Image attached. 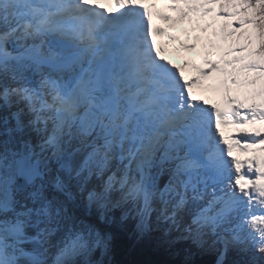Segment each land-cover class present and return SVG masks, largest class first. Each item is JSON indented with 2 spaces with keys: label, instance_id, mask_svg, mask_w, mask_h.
<instances>
[{
  "label": "snow or ice",
  "instance_id": "obj_1",
  "mask_svg": "<svg viewBox=\"0 0 264 264\" xmlns=\"http://www.w3.org/2000/svg\"><path fill=\"white\" fill-rule=\"evenodd\" d=\"M104 2L0 0V264H45L53 236L54 264H117L125 237L264 264V157L233 156L264 153V0L169 5L211 20L198 82L223 107L160 56L142 0Z\"/></svg>",
  "mask_w": 264,
  "mask_h": 264
},
{
  "label": "trees",
  "instance_id": "obj_2",
  "mask_svg": "<svg viewBox=\"0 0 264 264\" xmlns=\"http://www.w3.org/2000/svg\"><path fill=\"white\" fill-rule=\"evenodd\" d=\"M94 222L100 223L97 218ZM127 227L129 231L134 230L135 221L130 219ZM158 235L159 233H153V236ZM186 253H191L197 264H212L215 258L213 252L200 250L192 245L191 241L179 240L172 248H168L167 245L157 246L154 241L148 239L134 243L126 237L118 239L113 258L117 264H182Z\"/></svg>",
  "mask_w": 264,
  "mask_h": 264
},
{
  "label": "bare ground",
  "instance_id": "obj_3",
  "mask_svg": "<svg viewBox=\"0 0 264 264\" xmlns=\"http://www.w3.org/2000/svg\"><path fill=\"white\" fill-rule=\"evenodd\" d=\"M143 1L144 0H142V2ZM209 24H211V20L209 18H207V19L205 18V19H201V20H197L196 18L195 19L191 18L190 27L195 33H197L199 27H202L204 29L206 27L208 28V30L202 36L203 44H205L206 42L211 43L213 41H218V39H219L218 36L213 35V28L208 27ZM215 30L218 32L220 29L217 30L216 25H215ZM207 51H208V49L205 48V46L203 45V47L200 49V52L202 54V58H204V55L206 54ZM233 91H234V95L237 96L238 98H240V99L246 98L243 90H238L234 87ZM220 130L223 133L224 139H226L229 143H232L233 140L236 138L237 134L241 131L236 126L231 125V124H228L227 128L226 127L220 128ZM250 151H252V150H248L247 151L248 154L247 153L245 154V153H243L245 151H243V150H241V148H239L238 150L233 151V156L237 159H240V160H247L248 158L255 155V153L251 154Z\"/></svg>",
  "mask_w": 264,
  "mask_h": 264
},
{
  "label": "rangeland",
  "instance_id": "obj_4",
  "mask_svg": "<svg viewBox=\"0 0 264 264\" xmlns=\"http://www.w3.org/2000/svg\"><path fill=\"white\" fill-rule=\"evenodd\" d=\"M223 25V21H219L217 24H216V29L219 30ZM245 93V92H244ZM246 96V95H245ZM255 127H260L262 128V130H264V126H261V125H257ZM256 155H260L262 157H264V153H259V152H256ZM106 178V177H104ZM100 177L98 176H93L92 179L89 181V184L90 185H96V184H99L100 183ZM98 219V218H97ZM190 219V218H189ZM174 235H178V233L174 234ZM58 240H59V237L58 236H53L51 237V240H50V245L48 246L49 247V251H48V255H47V258H54L55 259V255H56V252H57V245H58ZM210 243V240L208 241ZM204 251H207V252H213L210 248H206L204 249ZM78 257H75L73 262H75V264H83V260L86 259L85 257H80L79 260L77 259ZM78 260V261H76Z\"/></svg>",
  "mask_w": 264,
  "mask_h": 264
},
{
  "label": "clouds",
  "instance_id": "obj_5",
  "mask_svg": "<svg viewBox=\"0 0 264 264\" xmlns=\"http://www.w3.org/2000/svg\"><path fill=\"white\" fill-rule=\"evenodd\" d=\"M54 258H47L45 264H54ZM72 264H75V262H72Z\"/></svg>",
  "mask_w": 264,
  "mask_h": 264
}]
</instances>
